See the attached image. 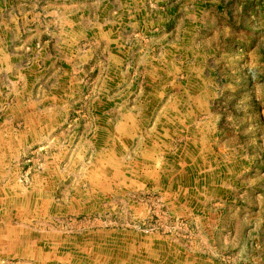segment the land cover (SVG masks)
Listing matches in <instances>:
<instances>
[{
  "label": "rangeland",
  "instance_id": "374dc122",
  "mask_svg": "<svg viewBox=\"0 0 264 264\" xmlns=\"http://www.w3.org/2000/svg\"><path fill=\"white\" fill-rule=\"evenodd\" d=\"M11 8L17 57L70 46L71 108L0 159L22 198L0 204V264H264V0Z\"/></svg>",
  "mask_w": 264,
  "mask_h": 264
},
{
  "label": "crops",
  "instance_id": "0c3cea01",
  "mask_svg": "<svg viewBox=\"0 0 264 264\" xmlns=\"http://www.w3.org/2000/svg\"><path fill=\"white\" fill-rule=\"evenodd\" d=\"M12 4L13 0H0V103H6L12 97L5 114L0 117V159L16 156L25 142H29L35 133H43L46 127L49 128L50 135L51 127L53 129L58 125H64L69 119L71 108H69L71 93L67 91L70 85L65 83L69 73L62 65L66 58L60 54L64 48L68 49L70 46L68 44L64 46L61 34L53 31V34H58L55 35L54 41L40 39L37 42L33 39L22 41V46L25 44L26 50L31 53L26 57H17L19 54L14 53V46L18 45L17 37L12 36H17L18 21L14 16H11L10 20L5 16L12 11ZM40 28L48 31L53 29L35 25L27 31L35 29L36 32H40ZM110 43L113 44L112 40L109 41V45ZM76 57L74 54L68 61L75 62ZM26 62L27 67L30 64L32 67L37 64L43 67L40 72L34 74L33 71L27 73V67L18 71V66L23 67ZM10 173V165H0V204L11 205L22 200L15 190L11 191L12 188H16L15 183L11 182ZM18 188L22 191L20 187Z\"/></svg>",
  "mask_w": 264,
  "mask_h": 264
}]
</instances>
